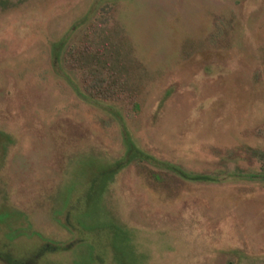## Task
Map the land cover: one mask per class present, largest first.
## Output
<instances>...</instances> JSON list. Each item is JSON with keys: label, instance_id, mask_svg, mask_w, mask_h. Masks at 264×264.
<instances>
[{"label": "rangeland", "instance_id": "1", "mask_svg": "<svg viewBox=\"0 0 264 264\" xmlns=\"http://www.w3.org/2000/svg\"><path fill=\"white\" fill-rule=\"evenodd\" d=\"M0 264H264V0H0Z\"/></svg>", "mask_w": 264, "mask_h": 264}, {"label": "trees", "instance_id": "2", "mask_svg": "<svg viewBox=\"0 0 264 264\" xmlns=\"http://www.w3.org/2000/svg\"><path fill=\"white\" fill-rule=\"evenodd\" d=\"M106 52L108 51H107L106 44H105V48L103 50L89 49V47H85L82 51H79L78 53H80L79 55L81 56V58H85L86 66H91L92 63H94L95 66H102L103 68L108 69L110 71L111 69L115 70L119 68L120 62H121L119 56L114 55V54H106ZM91 81H92L91 84L88 86V88H86V91L91 96L112 97L117 92L116 87L114 85L116 79L113 78L111 75H107L106 77H95ZM105 82L107 83L106 85L103 84ZM121 90H123V88H121ZM175 172L177 173L178 176H181L184 178L188 177L186 174L181 172L178 168L175 169Z\"/></svg>", "mask_w": 264, "mask_h": 264}]
</instances>
